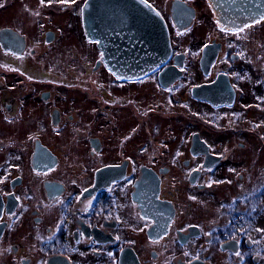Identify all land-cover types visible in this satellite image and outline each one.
Segmentation results:
<instances>
[{
	"label": "flooded vegetation",
	"instance_id": "obj_1",
	"mask_svg": "<svg viewBox=\"0 0 264 264\" xmlns=\"http://www.w3.org/2000/svg\"><path fill=\"white\" fill-rule=\"evenodd\" d=\"M85 1L0 0V264H264V55L247 32L264 16L145 0L172 54L126 78ZM199 19L216 35L186 43Z\"/></svg>",
	"mask_w": 264,
	"mask_h": 264
},
{
	"label": "water",
	"instance_id": "obj_2",
	"mask_svg": "<svg viewBox=\"0 0 264 264\" xmlns=\"http://www.w3.org/2000/svg\"><path fill=\"white\" fill-rule=\"evenodd\" d=\"M109 2H116L115 7L108 8ZM179 2L174 0L173 5L177 7ZM211 2L217 18L228 25L250 23L264 16V0ZM82 14L85 33L88 37L97 39L101 49L105 32L119 36L120 44L116 51H120L125 59L111 65L120 77L145 76L164 65L171 57L172 47L167 23L161 13L145 0H86ZM173 16L177 22L184 19L186 22L183 25L190 24L194 18L193 14L188 15V18L178 14ZM108 19L110 27H106ZM205 56L207 55L204 54L202 60ZM167 69L174 72L172 67ZM197 90L198 87H195V95Z\"/></svg>",
	"mask_w": 264,
	"mask_h": 264
},
{
	"label": "rangeland",
	"instance_id": "obj_3",
	"mask_svg": "<svg viewBox=\"0 0 264 264\" xmlns=\"http://www.w3.org/2000/svg\"><path fill=\"white\" fill-rule=\"evenodd\" d=\"M156 2H158L159 4H163L166 2V4L168 3L169 0H155ZM20 5V6H19ZM11 7L12 8H19V7H22V3L18 4L17 1H15L13 4H11ZM69 13V12H68ZM70 14V13H69ZM67 15L64 13L63 14V17H62V21H63V25H65V21H67ZM202 19L197 22V24L193 27V32L194 31H199L197 34L193 35V33L189 32V34H184V38L183 40L188 43L189 41H192V37L194 36V39L193 40H197V39H206V38H209L211 35H216L214 33V25L213 23H202L201 22ZM253 29V30H252ZM251 31L254 33V36L250 37L252 41H248V42H251L252 45L255 47V49H257V51H259V54L260 55H264V22H261L259 23L258 25H255L253 26V28L249 29L247 32H250ZM68 36L67 35H63V39L67 38ZM231 38H234V40H243L244 39H240L239 36H233V37H229V39L227 38V40H230ZM74 40V38L70 41H67V43H72ZM249 44V43H248ZM70 45V44H68ZM256 52V51H255Z\"/></svg>",
	"mask_w": 264,
	"mask_h": 264
}]
</instances>
